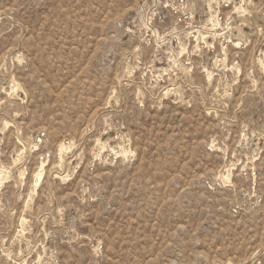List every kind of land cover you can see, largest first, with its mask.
Instances as JSON below:
<instances>
[{
  "label": "rangeland",
  "instance_id": "rangeland-1",
  "mask_svg": "<svg viewBox=\"0 0 264 264\" xmlns=\"http://www.w3.org/2000/svg\"><path fill=\"white\" fill-rule=\"evenodd\" d=\"M0 264H264V0H0Z\"/></svg>",
  "mask_w": 264,
  "mask_h": 264
}]
</instances>
